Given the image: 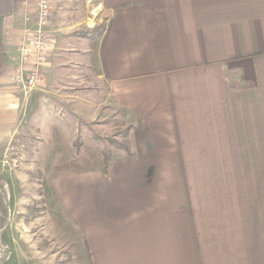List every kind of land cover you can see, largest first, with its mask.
Here are the masks:
<instances>
[{
  "label": "crops",
  "instance_id": "obj_1",
  "mask_svg": "<svg viewBox=\"0 0 264 264\" xmlns=\"http://www.w3.org/2000/svg\"><path fill=\"white\" fill-rule=\"evenodd\" d=\"M38 1L0 0V231L21 182L3 158L65 149L80 128L67 133L63 107L82 118L100 89L128 152L49 188L86 264H264V0H51L26 97L13 76Z\"/></svg>",
  "mask_w": 264,
  "mask_h": 264
},
{
  "label": "rangeland",
  "instance_id": "obj_2",
  "mask_svg": "<svg viewBox=\"0 0 264 264\" xmlns=\"http://www.w3.org/2000/svg\"><path fill=\"white\" fill-rule=\"evenodd\" d=\"M82 96L91 97L98 107L83 106L82 118L74 120L69 105L63 107L67 133H73V124L80 128L75 136L66 137L65 149H17L13 160L9 154L2 160L14 168L21 182L11 189L10 203L18 211L10 215L6 230L0 231V264H86L83 235L67 214L59 213L49 188L56 176L128 152L130 127L117 117L110 101L101 105L105 94L100 89ZM2 201L0 197V207Z\"/></svg>",
  "mask_w": 264,
  "mask_h": 264
},
{
  "label": "built area",
  "instance_id": "obj_3",
  "mask_svg": "<svg viewBox=\"0 0 264 264\" xmlns=\"http://www.w3.org/2000/svg\"><path fill=\"white\" fill-rule=\"evenodd\" d=\"M51 0H39L31 39L19 50V61L13 76L17 92L29 96L42 83V70L47 62L50 37ZM30 67V69H29Z\"/></svg>",
  "mask_w": 264,
  "mask_h": 264
},
{
  "label": "trees",
  "instance_id": "obj_4",
  "mask_svg": "<svg viewBox=\"0 0 264 264\" xmlns=\"http://www.w3.org/2000/svg\"><path fill=\"white\" fill-rule=\"evenodd\" d=\"M94 30H95V33H96V32H100V31H101V28H100V27H95ZM106 162H107V160H105V164H106ZM89 254H90V253L88 252V256H90Z\"/></svg>",
  "mask_w": 264,
  "mask_h": 264
}]
</instances>
